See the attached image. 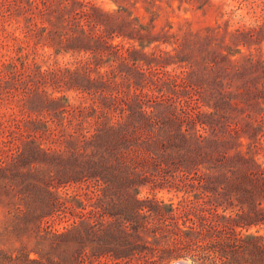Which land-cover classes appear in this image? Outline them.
I'll return each instance as SVG.
<instances>
[{"label":"trees","instance_id":"obj_1","mask_svg":"<svg viewBox=\"0 0 264 264\" xmlns=\"http://www.w3.org/2000/svg\"><path fill=\"white\" fill-rule=\"evenodd\" d=\"M124 1L117 10L90 0L14 5L37 44L87 54L75 67L23 61L0 73V92L21 90L27 113L0 129V204L36 245L27 264H219L220 222H238L220 206L242 209L252 196L256 209L264 198V167L249 141L261 130L250 97L252 74L264 79V51L239 47L263 39L264 18L225 32L187 20L173 31L171 21L156 24L173 0H142L146 22L132 10L139 0ZM49 85L78 98L48 93ZM146 186L185 195L176 204L141 197Z\"/></svg>","mask_w":264,"mask_h":264},{"label":"rangeland","instance_id":"obj_2","mask_svg":"<svg viewBox=\"0 0 264 264\" xmlns=\"http://www.w3.org/2000/svg\"><path fill=\"white\" fill-rule=\"evenodd\" d=\"M22 4L21 0H17ZM87 1V0H86ZM96 5L106 10H117L119 5H125L124 0H90ZM16 0H0V73L4 69V63L36 64L41 66L42 70L58 67H75L78 60L85 57V53H76L73 51H57L56 47L43 40L36 43V38L27 26L25 17L21 12H16ZM181 4V7L179 5ZM204 4L203 7H200ZM165 5V4H164ZM145 4L142 0L137 3L138 8H132L134 15L146 17L144 22L149 19V13L145 10ZM264 18V0H173L172 7L165 5L161 15L156 20L157 29L161 28L168 21L174 23L173 31H177L179 25L187 20L191 22V27L195 30L207 26L220 24L225 32L227 28L233 31L238 27L252 26ZM122 41L126 46L136 45L139 42L133 39H123L116 37L114 42ZM225 42H230V36L225 34ZM257 44L240 45V49L247 52L250 48H261L264 51V37ZM158 43H154L145 48V51H151ZM163 49H171L172 45L159 43ZM236 54L233 58H237ZM7 72H9L7 70ZM259 74H252V94L250 97L251 113L253 116L254 129L261 125V130H254L257 136L252 143L255 159L264 167V79L258 77ZM48 93L55 96L67 95L72 101L78 98L79 92L74 89L62 90L49 85L45 87ZM21 90L12 88L11 90L0 92V129L9 127L16 128L21 118L27 117V113L20 108L19 101ZM35 116V114L33 115ZM245 143L247 140L244 139ZM243 150L246 146L242 147ZM64 191V190H61ZM183 191H178L167 186L151 189L146 186L142 189L140 196L156 197L165 202H174L175 204L184 197ZM250 195V194H249ZM252 196L246 197V203L241 206H231L227 209L220 206L219 212L222 216L234 218L238 222H233L230 228L226 226L224 220L220 222L221 239L219 264H264V198H261L260 205L254 209L249 206ZM239 216L249 218L240 220ZM239 219V220H238ZM17 219L14 211L0 204V264H27L26 255L31 258L38 257L32 251L33 247L23 234L22 230L16 227ZM65 222L55 223L57 229H63ZM230 233V235L227 234ZM227 236H230L229 239ZM230 242V247L225 246V242ZM240 245L249 248V252L243 257L238 253ZM253 251V253H251ZM183 259H173L167 263ZM192 262L190 258H185ZM193 263V262H192ZM194 264V263H193Z\"/></svg>","mask_w":264,"mask_h":264},{"label":"water","instance_id":"obj_3","mask_svg":"<svg viewBox=\"0 0 264 264\" xmlns=\"http://www.w3.org/2000/svg\"><path fill=\"white\" fill-rule=\"evenodd\" d=\"M168 264H193V263L190 260L183 258V259L170 262Z\"/></svg>","mask_w":264,"mask_h":264}]
</instances>
